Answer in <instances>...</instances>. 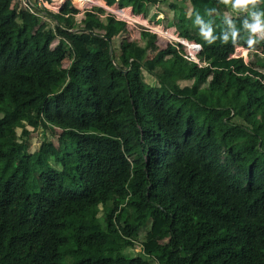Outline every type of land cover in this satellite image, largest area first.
Segmentation results:
<instances>
[{"label": "trees", "instance_id": "trees-1", "mask_svg": "<svg viewBox=\"0 0 264 264\" xmlns=\"http://www.w3.org/2000/svg\"><path fill=\"white\" fill-rule=\"evenodd\" d=\"M13 1L0 0V264H264V40L207 44L193 23L218 34L230 4L102 0L162 14L119 12L168 38L175 25L198 67L144 28L126 40L99 7L76 18L67 2L44 22ZM30 123L55 142L30 153Z\"/></svg>", "mask_w": 264, "mask_h": 264}, {"label": "clouds", "instance_id": "clouds-1", "mask_svg": "<svg viewBox=\"0 0 264 264\" xmlns=\"http://www.w3.org/2000/svg\"><path fill=\"white\" fill-rule=\"evenodd\" d=\"M230 4L231 13H225L221 17L222 29L217 34L214 32L212 20L206 21L199 13L194 16L193 23L197 26L199 37L207 44H213L219 40L222 44L231 42L233 45L246 33V45L251 49L259 41L264 40V9L257 6V0H224ZM215 8L206 9V15L213 16ZM232 14H243L237 26ZM199 47V45H196Z\"/></svg>", "mask_w": 264, "mask_h": 264}, {"label": "built area", "instance_id": "built-area-1", "mask_svg": "<svg viewBox=\"0 0 264 264\" xmlns=\"http://www.w3.org/2000/svg\"><path fill=\"white\" fill-rule=\"evenodd\" d=\"M57 2L59 3V7H58V9H55L54 4H56ZM67 2H70L71 5L78 11L77 14L74 15L76 18L81 17V15L85 11L92 9L93 8L92 6L95 5V4H88V5H85L83 8H79L75 5L73 0H14L12 5H13V7L16 8L17 12H26L30 15L40 17L42 19V21H44V22H50L46 17H44L45 11H48L51 13H58L60 11V9L63 7V5ZM117 9L121 13L125 9H128L129 11H131L130 16L135 17V14H133L131 8H119V7H117ZM107 10L108 9L105 8V10H104L105 14L113 16L116 20L123 21L129 28L136 27L135 26L137 24L136 22L128 21L127 19L123 18L122 16L116 15L115 13H113L109 10L107 11ZM100 17L103 18V16H100ZM141 26L145 30L150 31L151 33H154L157 36L160 35V36L164 37L165 41L167 43L173 45L176 50H178L176 45H182L185 49L184 53L180 56L182 59L189 61V62H192V63L196 64L198 67H203L207 64L203 59L198 58V56L202 50L201 46L193 40H188V39L179 37L178 33L176 32V29L172 30V34L174 35V37L168 38L165 35H162V34L157 33L156 31H153L152 29H150L148 26H146L144 24H141ZM162 28L165 31L169 30V29H165L163 26H162ZM72 31H76V30H72ZM196 45H199V47H197ZM240 48L241 47L235 48L234 54L232 55V57L242 58V60L246 64L247 63L246 55H244V56L237 55ZM245 54H247V51H245Z\"/></svg>", "mask_w": 264, "mask_h": 264}, {"label": "rangeland", "instance_id": "rangeland-1", "mask_svg": "<svg viewBox=\"0 0 264 264\" xmlns=\"http://www.w3.org/2000/svg\"><path fill=\"white\" fill-rule=\"evenodd\" d=\"M79 1H83V0H79ZM98 2H100V3H92V4H95L94 6H92L93 8H98V7H100V6H103V7H105L106 9H108L109 11H111V12H113V13H115L116 15H119V16H122L123 18H124V16L123 15H121L120 13H119V10L117 9V7L116 6H111V7H109V6H106V5H103V1L102 0H97ZM85 2V1H84ZM86 3V2H85ZM87 5L89 4V3H86ZM91 4V3H90ZM58 5L59 4H54V8L55 9H58ZM107 10V11H108ZM153 11H155V10H153ZM190 10L189 11H187L186 13L188 14L185 18H188L189 17V15H190ZM172 14L173 13H171L170 11L168 12V14H167V17H168V19L170 20V21H172L173 19H172ZM137 16H139V15H136L135 14V17H137ZM148 17H151L150 15H148ZM126 19V18H125ZM144 20V19H143ZM158 20V15H156L155 17H154V19H153V21H147V24H156V21ZM177 21H178V19H177ZM134 22H136L137 24L135 25L136 27H131L132 29L131 30H133V31H131V32H127L126 33V40H127V38L128 39H131V40H136L137 39V37H138V35H137V31H138V29H140V28H142V26H141V24H142V22H138V20L137 21H135L134 20ZM51 23H52V25H50L53 29L55 28V24L51 21ZM159 26H161L162 27V25H159ZM172 30V29H171ZM70 32H72V31H70ZM159 36V38L161 39V40H165V38L164 37H162V36H160V35H158ZM57 44V41L55 40L52 44H51V48H54L55 47V45ZM157 46V45H156ZM114 47H115V44H114ZM157 47H159V45L157 46ZM156 50H158L156 47H154L153 48V52H152V55L154 54V52L156 51ZM239 55H243V54H239ZM247 62H248V56H247ZM68 65V61L67 60H64L63 61V66L64 67H66ZM184 72H180V74H178V75H176V76H173V79L175 80V81H177L180 85H184V84H186L185 82H182L181 81V77H182V74H183ZM144 78H145V81L147 82V83H149V84H151V83H153V79L151 78V77H149V76H147V75H145L144 76ZM18 132V134L20 133V131L18 130L17 131ZM26 133L28 134V142H29V144H28V151L30 152V153H33V152H35V151H37L38 149H40V150H42V147H43V142H44V138L45 137H47L49 140H51V141H53V142H55V139L52 137V136H50V134L47 132H43L41 129H36L35 127H34V125L33 124H27L26 125ZM26 133H22V135L24 134H26ZM142 239H143V234L140 236V239H139V241L135 244V246H134V248L133 249H131V250H128L127 251V253H135V252H138V251H140V249H141V241H142Z\"/></svg>", "mask_w": 264, "mask_h": 264}, {"label": "crops", "instance_id": "crops-1", "mask_svg": "<svg viewBox=\"0 0 264 264\" xmlns=\"http://www.w3.org/2000/svg\"><path fill=\"white\" fill-rule=\"evenodd\" d=\"M103 5H106V3L103 1ZM107 6V5H106ZM113 6H116V7H118V5L117 4H114ZM100 8L101 9H103V10H105V7H103V6H100ZM153 10H155V8H152L151 10H150V12H149V15L152 17L153 15H154V13L156 12V11H153ZM190 9H187L186 11H185V17L188 15L186 12L187 11H189ZM191 11V10H190ZM191 13V12H190ZM138 17H142L144 20H145V22L147 23V20L144 18V16L141 14V15H139ZM150 17H148V19H149ZM163 18V15L162 14H159L158 15V20L159 19H162ZM169 29H175V25L172 27V28H169ZM242 48V47H241ZM245 51H247V50H245ZM246 55V58H247V55H248V52H247V54H245Z\"/></svg>", "mask_w": 264, "mask_h": 264}, {"label": "bare ground", "instance_id": "bare-ground-1", "mask_svg": "<svg viewBox=\"0 0 264 264\" xmlns=\"http://www.w3.org/2000/svg\"><path fill=\"white\" fill-rule=\"evenodd\" d=\"M56 4H59V3L57 2ZM58 7H59V5H58ZM184 42H185V41H184Z\"/></svg>", "mask_w": 264, "mask_h": 264}]
</instances>
